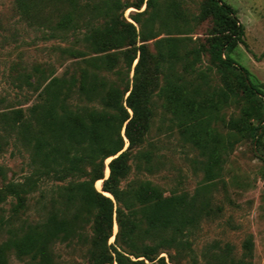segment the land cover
I'll return each mask as SVG.
<instances>
[{
	"label": "rangeland",
	"instance_id": "374dc122",
	"mask_svg": "<svg viewBox=\"0 0 264 264\" xmlns=\"http://www.w3.org/2000/svg\"><path fill=\"white\" fill-rule=\"evenodd\" d=\"M129 6L120 12L137 30V47L145 45L154 67L159 64L157 43L168 38L176 40L181 61L176 73L190 91H197L199 101L218 102L222 91L231 87L236 92L235 103L224 107L221 121L212 125L220 135L233 142V148L224 156L216 175H210L208 157L183 134L179 122L166 107L157 92L152 98L150 131L144 144L128 154L129 172L122 179L121 189L136 190L149 183L165 197L179 194L193 196L208 186L206 196L209 208L193 231L189 240L193 254L179 255L175 251L163 252L160 258L175 264H236L243 260L251 264H264V0H221L230 6L244 29L243 43L229 56L247 70L249 79L262 96L249 97L239 86V72L223 68L212 56L216 38V20L208 11V0H152L140 10L135 7L141 0H119ZM111 0H26L30 15L20 0H0V111L7 108L27 111L39 101L32 89L18 90V74L29 73L34 66L50 67L58 77L74 78L79 82L81 73L89 66L83 59H74L64 50H91L83 38L88 30L105 20V10ZM69 14L74 15L79 30L75 33L58 32L57 25ZM225 59V55H223ZM128 75L103 73L108 85L121 90L128 78L133 79L134 67ZM164 78L171 74L169 66L162 64ZM70 103L75 108L92 107L78 95ZM256 109L263 119L258 132L245 136L228 127L231 120H239L243 110ZM259 121L251 124L258 127ZM125 151L129 144L125 139ZM110 160L106 162L105 177ZM36 172L32 151L15 134L0 137V187L11 183H24ZM211 176L213 179H211ZM212 180V181H210ZM68 184L51 177L44 179L24 202L9 196L0 203V245L11 236L26 231L46 219L49 213L60 209L59 188ZM103 182L96 183L102 190ZM106 196H108L106 194ZM113 201L112 196H108ZM62 209V208H61ZM114 216L113 235L118 233ZM138 220L142 217L139 214ZM75 231L62 235L50 248L51 264H95L91 256L93 231L91 223H72ZM113 237L109 244L115 241ZM252 239L253 257L244 258L243 245ZM7 264H39L31 256H18L7 251ZM133 262L143 258H130Z\"/></svg>",
	"mask_w": 264,
	"mask_h": 264
},
{
	"label": "trees",
	"instance_id": "16d2710c",
	"mask_svg": "<svg viewBox=\"0 0 264 264\" xmlns=\"http://www.w3.org/2000/svg\"><path fill=\"white\" fill-rule=\"evenodd\" d=\"M145 2L141 0L135 8L140 10ZM146 3L149 6L152 0ZM20 5L24 9L27 7V13L26 0H20ZM128 8L119 0H111L104 12V22L88 28L83 41L91 50L90 55L81 50H64L89 66L82 71L79 82L74 78L58 77L50 67L43 65L34 66L29 73L18 74L17 89H32L39 101L27 111L21 108L1 110L0 137L10 133L18 136L32 151L36 172L24 183L0 187V203L12 196L18 200L20 208L24 196L46 178L68 181V184L59 188L60 209L49 213L41 223L29 225L23 234L14 233L0 245V264H7L10 249L18 256H31L39 264H51V245L62 235H71L75 231L72 223L79 222L92 224L91 256L95 264H145L133 262L131 257L166 264V260L160 258L163 252L193 254L189 238L209 208L208 186L193 196L165 197L149 183L133 191L122 190V179L129 172L128 154L145 142L151 125L152 98L157 92L178 120L186 139L208 157L210 175L215 177L216 168L219 171L224 156L234 144L220 136L212 125L221 121L224 107L235 103L236 92L228 87L216 103L199 101L198 92L188 90L176 73L181 57L176 40L170 38L157 43L160 60L153 67L148 48L145 45L137 47L135 26L120 13ZM208 11L217 26L213 58L223 68L239 72V86L249 97L262 96L250 81L247 70L229 56L243 43L245 35L233 9L221 0H208ZM56 30L61 33L79 30L74 15L63 17ZM136 60L133 79L128 78L123 90L109 86L103 78V73L128 77ZM162 64L169 66L171 71L163 84L160 81L164 72ZM75 94L92 107L75 108L70 103ZM252 120L260 122L257 128L251 124ZM262 123L259 112L250 107L243 110L239 120H231L228 127L245 136L258 132ZM125 139L129 144L126 151ZM111 159L110 176L106 180V162ZM100 181L103 186L98 191L96 183ZM115 215L118 233L114 236ZM113 237L115 241L110 245ZM253 250V240L248 239L243 245L244 258H252ZM169 258L170 263L175 264L171 255ZM236 264L251 263L240 260Z\"/></svg>",
	"mask_w": 264,
	"mask_h": 264
},
{
	"label": "water",
	"instance_id": "95a60500",
	"mask_svg": "<svg viewBox=\"0 0 264 264\" xmlns=\"http://www.w3.org/2000/svg\"><path fill=\"white\" fill-rule=\"evenodd\" d=\"M117 157H118V156H117ZM117 157H116V158H117ZM112 160H113V159L110 160L109 164L111 163ZM108 169H109V168H108ZM109 176H110V169H109ZM109 176H108V177H105V179L107 180V179L109 178ZM102 182H103V181H102ZM110 196H111V195H110ZM107 197H108V196H107ZM114 239H115V238H114Z\"/></svg>",
	"mask_w": 264,
	"mask_h": 264
},
{
	"label": "bare ground",
	"instance_id": "6f19581e",
	"mask_svg": "<svg viewBox=\"0 0 264 264\" xmlns=\"http://www.w3.org/2000/svg\"><path fill=\"white\" fill-rule=\"evenodd\" d=\"M107 175H109V169L107 170ZM101 183H102V181L98 182V184H101ZM108 196H110V195H108Z\"/></svg>",
	"mask_w": 264,
	"mask_h": 264
}]
</instances>
